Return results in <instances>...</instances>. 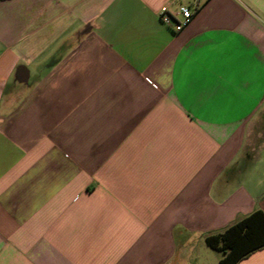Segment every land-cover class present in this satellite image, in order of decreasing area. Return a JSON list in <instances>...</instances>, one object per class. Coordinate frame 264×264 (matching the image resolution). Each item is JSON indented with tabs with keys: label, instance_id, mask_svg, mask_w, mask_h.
Masks as SVG:
<instances>
[{
	"label": "crops",
	"instance_id": "obj_1",
	"mask_svg": "<svg viewBox=\"0 0 264 264\" xmlns=\"http://www.w3.org/2000/svg\"><path fill=\"white\" fill-rule=\"evenodd\" d=\"M255 211L264 0H0V264H220Z\"/></svg>",
	"mask_w": 264,
	"mask_h": 264
},
{
	"label": "trees",
	"instance_id": "obj_2",
	"mask_svg": "<svg viewBox=\"0 0 264 264\" xmlns=\"http://www.w3.org/2000/svg\"><path fill=\"white\" fill-rule=\"evenodd\" d=\"M206 244L223 254L220 264H238L255 251L264 249V213L253 212L223 233L207 237Z\"/></svg>",
	"mask_w": 264,
	"mask_h": 264
},
{
	"label": "built area",
	"instance_id": "obj_3",
	"mask_svg": "<svg viewBox=\"0 0 264 264\" xmlns=\"http://www.w3.org/2000/svg\"><path fill=\"white\" fill-rule=\"evenodd\" d=\"M157 16L166 27L171 28L174 33H179L191 20L192 11L185 6H179L171 12L168 5H165L157 12Z\"/></svg>",
	"mask_w": 264,
	"mask_h": 264
}]
</instances>
